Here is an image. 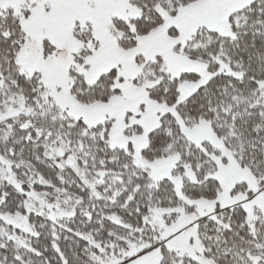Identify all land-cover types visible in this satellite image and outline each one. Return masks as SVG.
<instances>
[{"label":"snow or ice","instance_id":"1","mask_svg":"<svg viewBox=\"0 0 264 264\" xmlns=\"http://www.w3.org/2000/svg\"><path fill=\"white\" fill-rule=\"evenodd\" d=\"M0 264H264V0H0Z\"/></svg>","mask_w":264,"mask_h":264}]
</instances>
